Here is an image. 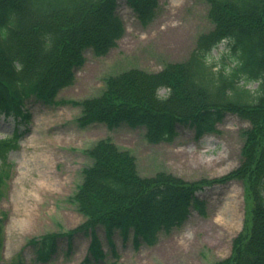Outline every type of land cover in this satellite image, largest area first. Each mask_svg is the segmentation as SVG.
Returning a JSON list of instances; mask_svg holds the SVG:
<instances>
[{
	"label": "trees",
	"instance_id": "trees-1",
	"mask_svg": "<svg viewBox=\"0 0 264 264\" xmlns=\"http://www.w3.org/2000/svg\"><path fill=\"white\" fill-rule=\"evenodd\" d=\"M117 1L0 0V116L26 120V101L34 97L53 102L58 90L73 82L74 68L82 64L87 48L100 55L112 49L124 33ZM126 2L142 23L154 17L158 5V0ZM207 2L213 27L198 36L186 60L167 63L159 71L132 67L108 76L100 94L79 102V121L143 127L146 138L158 142L175 135L176 123L194 125L201 134L231 112L248 122L241 132L239 164L222 176L196 181L165 171L144 176L130 151L108 138L98 140L87 149L92 164L84 168L74 194L84 221L61 233L68 243L76 231L88 233L93 258L103 256L97 225L105 227L108 240L117 228L123 235L131 230L135 241L140 236L153 243L160 229L183 223L190 208L202 212L204 200L196 192L239 180L243 226L232 240L229 256L215 264H264V82L255 93L246 86L249 81H264V0ZM225 37L230 40L229 54L220 63L207 61L211 49ZM162 87L167 89L165 96L158 94ZM17 139V133L0 139V151L5 154L16 147ZM7 177L0 167V199ZM57 238L49 233L31 240L38 259L48 260ZM2 240L0 218V250Z\"/></svg>",
	"mask_w": 264,
	"mask_h": 264
},
{
	"label": "rangeland",
	"instance_id": "rangeland-1",
	"mask_svg": "<svg viewBox=\"0 0 264 264\" xmlns=\"http://www.w3.org/2000/svg\"><path fill=\"white\" fill-rule=\"evenodd\" d=\"M208 9L207 0H158L154 17L142 23L125 0H118L116 12L124 33L116 45L103 55L85 50L82 64L74 68L73 83L61 88L53 102L27 100L26 121L0 118L1 139L12 136L14 125L19 132L18 147L8 150L5 159L0 151V167L8 172L0 201V264H82L86 258L87 264H215L229 256L244 218L238 180L197 192L205 200L202 212L191 208L183 223L160 229L153 243L140 236L135 241L131 230L123 235L119 229L109 242L104 226L98 225L103 256L94 259L87 233L76 232L71 246L62 236L84 221L73 195L83 169L92 163L86 150L100 139L109 138L129 150L141 175L162 170L196 181L221 176L239 163L241 132L248 123L233 113H224L212 130L201 134L194 125L178 123L175 135L158 142L149 141L143 127L79 122L78 102L99 94L107 76L131 67L158 71L166 63L186 60L198 36L213 27ZM228 51L229 45L222 42L208 59L220 63ZM249 85L257 88L255 81ZM165 92L159 90L160 95ZM49 233L58 235L57 247L48 261H40L31 240Z\"/></svg>",
	"mask_w": 264,
	"mask_h": 264
},
{
	"label": "clouds",
	"instance_id": "clouds-1",
	"mask_svg": "<svg viewBox=\"0 0 264 264\" xmlns=\"http://www.w3.org/2000/svg\"><path fill=\"white\" fill-rule=\"evenodd\" d=\"M222 42H223L224 44H228V43L230 42V40H229V38L225 37V38H222ZM231 42L234 43V41H231ZM15 67H16L17 69H19L20 65L17 64V65H15ZM262 82H264V81L257 80V81H255V85L258 86V85H259L260 83H262ZM249 90L252 91L253 93H255L256 88L253 87L252 85H249Z\"/></svg>",
	"mask_w": 264,
	"mask_h": 264
}]
</instances>
